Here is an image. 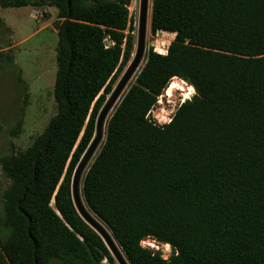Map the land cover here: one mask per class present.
I'll return each instance as SVG.
<instances>
[{
	"label": "trees",
	"instance_id": "16d2710c",
	"mask_svg": "<svg viewBox=\"0 0 264 264\" xmlns=\"http://www.w3.org/2000/svg\"><path fill=\"white\" fill-rule=\"evenodd\" d=\"M130 4L0 0L55 7L59 19L57 112L25 151L0 157L11 180L0 264H118L77 211L72 181L132 59ZM150 29L175 38L166 54L150 51L109 119L83 179L85 203L131 264H264V0H152ZM175 78L195 93L159 125L149 113ZM146 238L169 245L171 257L143 248Z\"/></svg>",
	"mask_w": 264,
	"mask_h": 264
},
{
	"label": "rangeland",
	"instance_id": "374dc122",
	"mask_svg": "<svg viewBox=\"0 0 264 264\" xmlns=\"http://www.w3.org/2000/svg\"><path fill=\"white\" fill-rule=\"evenodd\" d=\"M140 9L141 0H131L129 11L135 20L137 28L134 33L135 41L138 34ZM151 14L152 0H149L146 52L137 75L146 64L151 50L166 54L168 47L175 38V34L168 32H159L153 35L150 29ZM0 16L6 24L5 26L0 24V52L12 55L15 58L14 64L8 67L4 66L6 58L4 60L0 59V157H2L4 155L17 154L30 147L57 112L54 86L57 74L56 48L58 33L55 26L59 19L58 10L49 6L38 9L31 6L2 8L0 5ZM20 72L25 84L20 83L18 80ZM136 76L125 93L135 83ZM176 81L181 83L186 91H174L171 95H168L166 89L163 95L159 97L162 104L157 102L152 110L151 117L154 120L166 122L169 117L172 118L174 116L185 100L190 99L194 95L195 92L191 91L187 82L180 79H176ZM26 95H29L27 101L25 100ZM186 96L188 98H185ZM118 104L110 116L113 115ZM24 106L25 113L22 130L20 134L15 136L12 133V128L16 126L18 119L21 117V109ZM104 142L105 137L82 177V198L84 197L82 190L83 179L99 154ZM10 185L11 180L0 167V212L3 208L4 192ZM90 213L93 214L91 211ZM106 228L108 229V227ZM110 234L112 235L111 232ZM155 250L153 252L160 253L165 259H169L173 254L171 247L160 242L158 249ZM52 264L59 263L53 262ZM103 264L108 263L104 262Z\"/></svg>",
	"mask_w": 264,
	"mask_h": 264
},
{
	"label": "water",
	"instance_id": "95a60500",
	"mask_svg": "<svg viewBox=\"0 0 264 264\" xmlns=\"http://www.w3.org/2000/svg\"><path fill=\"white\" fill-rule=\"evenodd\" d=\"M148 15H149V0H141V9L140 16L138 21V34L134 45V51L132 59L129 64L126 66L125 70L119 77L116 85L113 88V91L109 95L107 101L105 102L103 108L101 109L97 122L94 138L85 152L82 160L80 161L72 181V195L74 204L77 208V211L81 217L92 227L94 228L104 239L109 250L114 256L118 264H131L127 257L124 255L118 243L114 237L110 234L106 225L103 224L96 216L90 214L82 201L81 194V180L84 175L85 170L87 169L91 159L93 158L96 150L100 146L104 137L106 138V128L109 119L111 118L110 114L114 110L118 102H121L126 90L137 75L138 70L142 64V61L146 52V35L148 30ZM105 225V226H104Z\"/></svg>",
	"mask_w": 264,
	"mask_h": 264
},
{
	"label": "built area",
	"instance_id": "2783aa9c",
	"mask_svg": "<svg viewBox=\"0 0 264 264\" xmlns=\"http://www.w3.org/2000/svg\"><path fill=\"white\" fill-rule=\"evenodd\" d=\"M161 97V96H160ZM159 101H158V103H160V104H162V101H161V98L160 99H158ZM153 110V109H152ZM151 113H152V111L149 113V118L153 121V122H155V123H157V124H159V125H163V124H166V123H169V122H171V120H172V118H170L169 117V119L166 121V122H161V121H159V120H154V118H152L151 117ZM156 119V118H155ZM158 245H159V242L158 241H156V240H154V239H151V238H146V239H144L142 242H141V246L143 247V248H146V249H149V250H152V251H156L155 249H158ZM166 246H169V245H167L166 244ZM170 247V246H169ZM165 259V258H164Z\"/></svg>",
	"mask_w": 264,
	"mask_h": 264
},
{
	"label": "bare ground",
	"instance_id": "6f19581e",
	"mask_svg": "<svg viewBox=\"0 0 264 264\" xmlns=\"http://www.w3.org/2000/svg\"><path fill=\"white\" fill-rule=\"evenodd\" d=\"M177 78H175L169 85V87L167 88V91H168V95H171L174 91H186L184 89V87L182 86L181 83L177 82L176 81ZM190 89L191 91L195 92L194 88L192 86H190ZM185 98H188L187 96ZM82 201H83V204L86 208V210L90 213L86 203H85V200L82 198ZM91 214V213H90ZM105 226V225H104Z\"/></svg>",
	"mask_w": 264,
	"mask_h": 264
},
{
	"label": "crops",
	"instance_id": "0c3cea01",
	"mask_svg": "<svg viewBox=\"0 0 264 264\" xmlns=\"http://www.w3.org/2000/svg\"><path fill=\"white\" fill-rule=\"evenodd\" d=\"M38 9H42V8H38Z\"/></svg>",
	"mask_w": 264,
	"mask_h": 264
}]
</instances>
